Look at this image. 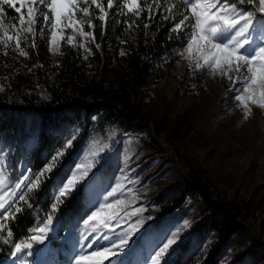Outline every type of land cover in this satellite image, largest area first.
Listing matches in <instances>:
<instances>
[{"label":"rangeland","instance_id":"374dc122","mask_svg":"<svg viewBox=\"0 0 264 264\" xmlns=\"http://www.w3.org/2000/svg\"><path fill=\"white\" fill-rule=\"evenodd\" d=\"M101 3L108 11L107 24L96 18L99 10L93 5L90 8L93 15L85 17V20L91 19L94 27L89 28L86 24L83 27L85 32L92 33L94 39L89 37L86 40L77 35L69 44L67 37L72 35V30L65 29L64 39L53 48L48 30L44 29L43 36L39 34L43 21L38 16L35 47L29 46L31 37L21 43L27 56H21L11 48L4 55L5 50L0 46V89H3L0 95L27 90L45 97L42 79L60 62L62 45L65 44L78 49L88 69L99 67L102 63L97 60L93 48L106 66L123 67L124 63L119 65L114 57V51L124 50L126 42L112 34L107 35L106 31L107 25L117 21L118 8L114 4L112 9H107V0H101ZM16 6L19 7V3ZM84 6L87 5L81 4V7ZM21 11L26 16L27 9ZM5 20L18 24L17 19ZM170 22L172 27L174 22L171 19ZM98 26L101 27L100 37L96 33ZM167 37L175 38L178 45L152 69L136 117L141 127L131 125L123 128L100 117L89 118L90 124L83 132L84 140L69 166L78 162L77 157L83 155L94 138L109 144V148L100 154L97 168L73 191L79 187L82 189L78 215L69 218L65 226L55 217L49 239L44 245L33 246L34 255L28 258L30 264H69L74 246L78 247L83 219L103 202V196L115 186L117 178L124 175L130 179H122V189L116 198L125 202L128 213L142 209L145 222L130 241V248L121 253L117 264H146L147 257L166 242V237L188 222L190 226L181 231L177 243L166 255V264H169L177 246L185 241L186 249L180 254V260L185 261L194 241L203 235L202 230H195L194 227L208 214L201 202V193L186 189L192 173L209 182L210 194L222 201L235 202L244 210H241L240 220L244 228L228 236L220 249L217 264H264V110L252 106L251 116L245 119L244 110L235 99L232 82L209 71L190 70L187 61L177 54L182 50V42L176 39V33L169 31ZM39 42L46 51L42 59L37 56L35 60L30 52L37 55ZM81 44L84 47H80ZM37 67L41 68L43 75L37 72ZM239 87V84L235 85V88ZM2 153L9 154L6 161L8 167L12 149L0 140ZM126 158L128 165L125 168ZM121 169L124 171L121 172ZM20 175L16 173L12 179ZM56 184L57 181L49 193L51 201ZM36 190L30 194L32 199ZM173 201L177 202L175 210L160 218L159 205H170ZM30 210L34 224L44 217L50 206L38 204ZM137 218L132 216L130 220L122 221L116 231L127 229ZM156 219L160 220L155 223ZM21 235L25 237L26 231ZM212 240L219 243L213 232H209L202 243ZM13 250L11 245L0 243V264H20V260L11 255Z\"/></svg>","mask_w":264,"mask_h":264},{"label":"snow or ice","instance_id":"6c2138e0","mask_svg":"<svg viewBox=\"0 0 264 264\" xmlns=\"http://www.w3.org/2000/svg\"><path fill=\"white\" fill-rule=\"evenodd\" d=\"M81 4L87 6L81 7ZM114 4L119 15L131 14L139 18L142 12L147 11L150 20L156 12H160L165 20L171 19L174 23L170 32L176 33V39L182 42V50L177 54L187 61L190 70L209 71L214 76L230 80L245 119L251 116L252 106L264 110V0H152L151 3L148 0H143V3L141 0H107V9H112ZM5 5L20 14L16 18L18 24L6 22ZM93 5L99 10L96 18L107 24L108 11L101 0H90V3L88 0H0V46L5 50L3 54L7 55V50L11 48L21 56H27L21 43L31 37L29 46L35 47L38 16L43 21L39 34L43 36L46 28L53 48L64 39L65 29L72 30V35L67 37L69 44L77 35L87 40L92 33L85 32L83 27L85 24L89 28L94 27L91 19L85 20V17L93 15L90 12ZM25 8L26 16L21 11ZM79 46L84 47L83 44ZM237 84L239 88H235ZM78 133V129L73 130L38 172L26 169L27 174L21 173L15 180L8 174L6 161L9 154H0V243L12 246L11 255L19 259L20 264H30L28 258L34 255L33 246L44 245L49 239L53 220L64 198L88 178L89 173L100 164V154L109 148V144L101 139L91 141L83 155L77 157L78 162L69 166L63 178L57 181L50 210L27 228L25 237L17 242L9 222H14L18 214L33 207L30 194L49 179L48 173L62 164ZM124 165L125 168L128 165L127 158ZM122 179L130 178L127 175L117 178L115 186L103 196V202L83 219L78 247L74 246L69 264H117L121 253L130 248V241L145 221L142 209L128 213L125 202L116 198L122 189ZM132 216L138 218L127 229L117 232L121 222L130 220ZM189 226L185 222L171 232L166 242L147 257L146 264H166L169 249L177 243L181 231ZM93 234H96L95 237L89 240Z\"/></svg>","mask_w":264,"mask_h":264},{"label":"trees","instance_id":"16d2710c","mask_svg":"<svg viewBox=\"0 0 264 264\" xmlns=\"http://www.w3.org/2000/svg\"><path fill=\"white\" fill-rule=\"evenodd\" d=\"M141 2L143 3L142 0ZM4 7L6 19L14 20L18 17L13 8L7 5ZM148 17L147 11L142 12L139 18L131 14L119 15L115 23L106 26L107 35L112 34L126 42L124 50L116 48L114 51V57L119 65L124 63L123 67L106 66L98 51L93 48L97 60L102 63L99 67L88 69L78 49L65 44L62 45L60 62L42 79L45 97L27 90H17L8 96L0 95V140L4 146L12 149L11 161L7 167L11 178L16 173H26V169L38 172L71 135L73 128L79 130L77 139L66 153L62 164L48 173L49 179L36 190L31 200L32 206L39 204L45 207L52 203L49 198L50 190L75 159L84 140L83 132L90 124V117H100L99 119L103 118L111 124H120L123 128L131 125L141 127L136 122V117L143 89L152 69L178 45L175 38L167 37L171 28L170 19H163L160 12L154 13L151 20ZM145 24L148 25L147 28ZM96 33L97 36H102L100 26ZM45 51L44 45L39 42L37 55L32 52L30 54L35 60L37 58L34 57L37 56L42 59ZM37 72L42 75L44 73L40 67H37ZM208 187V181L192 173L191 182L186 189L201 193V202L208 211L194 227L195 230H202L203 235L194 241L192 248L186 253L185 261L180 260L181 252L186 249V243L182 241L169 264H217L220 249L228 236L244 228L240 223L243 207L235 202L216 198L210 194ZM81 196L82 189L79 187L64 198V203L55 216L62 225L65 226L69 218L78 215L82 205ZM176 206V201L170 205L160 204V218L175 210ZM34 220L31 210L25 209L22 214L17 215L14 222H9L17 242L24 238L21 233L33 225ZM159 220L156 219L155 223ZM209 232H213L219 243L215 240L202 243Z\"/></svg>","mask_w":264,"mask_h":264}]
</instances>
